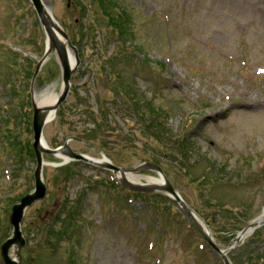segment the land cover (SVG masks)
Returning <instances> with one entry per match:
<instances>
[{"label": "rangeland", "instance_id": "rangeland-1", "mask_svg": "<svg viewBox=\"0 0 264 264\" xmlns=\"http://www.w3.org/2000/svg\"><path fill=\"white\" fill-rule=\"evenodd\" d=\"M44 1L80 60L68 100L44 129L50 147L109 156L118 168L160 166L232 264H264V226L234 251L228 241L264 211V108L229 111L245 86L264 97V20L237 30L264 13V0H110L116 16L123 10L122 37L109 28L105 0ZM214 31L225 34L216 50L204 41ZM46 43L29 0H0V251L13 232L11 206L35 189L33 95L63 85L56 53L33 79ZM216 108L226 112L206 116ZM45 163L48 197L21 226L26 264H224L168 197H133L112 187V172L85 163ZM204 175L213 182L198 184Z\"/></svg>", "mask_w": 264, "mask_h": 264}, {"label": "water", "instance_id": "water-1", "mask_svg": "<svg viewBox=\"0 0 264 264\" xmlns=\"http://www.w3.org/2000/svg\"><path fill=\"white\" fill-rule=\"evenodd\" d=\"M32 2H33V5L39 15L41 23L50 40L51 50L47 53L45 60L50 54H52L53 52H56L59 58V61H60L61 68H62L63 84L65 87V90H64V93L58 105L53 109L54 111H58L59 108L68 99V96L70 93V81H71L73 74L76 71L70 67L68 48L64 44V42H67L70 48H72V46H71V43L66 33L52 20L50 14L46 11L42 3V0H32ZM41 66L42 64L39 65L37 73L40 71ZM49 112L50 110H40L36 105H34V133H35L34 148H35V152L37 155V161H38V168L35 173L36 191L32 193L31 195L22 199L21 204L13 208V212H12V215L9 221H10V224L14 228V235H13V238L7 241L2 247L1 254H2V260L4 264H22V260H23L22 252L24 248L26 247V241L24 240L22 232H21V223L23 221L25 212L27 209L32 207L36 202L44 200L47 196V187L45 186L43 182V178H42L43 165H44L43 164V154L56 155V152L46 150L42 147V134H43V129L46 125V115L45 114ZM67 156L71 160L91 163L98 167L112 170L115 173H118V172L134 173L137 171V170H119V169L114 168L111 165L105 166V165L97 164L93 161L88 160L87 158L83 156L73 154L70 150L67 151ZM147 169L154 170L162 174L160 169L152 168L151 166H147L145 168H142L141 170H147ZM122 184L135 191H141L135 186L130 185L128 182L122 181ZM144 191L153 193L159 190L158 189H148ZM163 193L171 195L175 200L180 202L182 206L184 207V210L186 211V213L194 220L192 216V212L188 209V207L184 203H182L177 193L173 191V189L169 185L164 188ZM195 224L200 230V232L203 234L205 239L210 243V245H212V247L220 253V251L214 246V244L210 240L209 236L204 233V231L198 226L197 223ZM226 264H229L228 260H226Z\"/></svg>", "mask_w": 264, "mask_h": 264}, {"label": "bare ground", "instance_id": "bare-ground-1", "mask_svg": "<svg viewBox=\"0 0 264 264\" xmlns=\"http://www.w3.org/2000/svg\"><path fill=\"white\" fill-rule=\"evenodd\" d=\"M43 3L49 12L50 7L47 5V3L44 0H43ZM50 13L53 16L51 9H50ZM257 20H264V13L252 12L251 22L239 24L237 30L240 33H245L246 31L251 29V27L256 25L255 23H252V22L257 21ZM224 35L225 34L221 31H214L211 36L205 38V40H204L205 45L216 50L217 44L218 43L220 44V40H221V38L224 37ZM50 50H51V45L48 44V51H50ZM219 54L223 58L227 56V54L224 53V51H222V50L219 51ZM69 62H70V67L72 69H74L76 67V63H75L74 55L72 53L69 54ZM250 70L253 71L254 73L260 72L257 68H251ZM64 90H65L64 87H62L61 92L57 93L55 91V89L53 90V88H48V89L42 90L41 92H35L33 95L34 102L40 110H50L49 113L45 114L47 127L49 125H51L57 118V112L54 111L53 109L57 106L60 98L62 97V95L64 93ZM239 91L240 92L237 95L238 101L235 102V105L233 107H231L229 109V111L231 110V111H235V112L249 113V114H256V113L258 114L262 111V108H264V97L256 96V94L250 90V86H245V90H243V91L239 90ZM209 111H211V110H209ZM209 111L206 113L207 114L206 116H208V117H211V116L213 117L217 113L224 114L226 112V110H224V111L222 109L219 110V108L213 109V111H211V112H209ZM43 147L46 150H51V147L48 144V142L44 136H43ZM56 158H62V159L68 160L69 157L67 156L66 151L58 150V152L56 154ZM98 163L106 164V161L100 160ZM45 167H48V166L46 165ZM118 178L122 179L124 181H127L128 183H130L134 186L142 185V186H146V187H150V188H156L158 190H164V188H165L164 187L165 180L161 176H159L158 178H155V177H143V176L139 177L138 175H132V174H125V175L119 174ZM196 220L203 227V224L199 220V218L196 217ZM255 224H257V225L258 224H264V212H263L262 216L255 222ZM203 228L205 229V226ZM252 234H253V230L249 229L245 233L240 234L239 239L244 240ZM12 255H13V253H12Z\"/></svg>", "mask_w": 264, "mask_h": 264}, {"label": "trees", "instance_id": "trees-1", "mask_svg": "<svg viewBox=\"0 0 264 264\" xmlns=\"http://www.w3.org/2000/svg\"><path fill=\"white\" fill-rule=\"evenodd\" d=\"M106 4L108 2H105ZM109 5L105 6V15L108 21L110 22V25L113 26L116 30H118L119 35L124 36L126 33L125 27H127L126 23H123V20H125L124 15L121 12L122 18L118 15L116 16L115 7L114 5L108 3ZM33 156V154H32Z\"/></svg>", "mask_w": 264, "mask_h": 264}]
</instances>
